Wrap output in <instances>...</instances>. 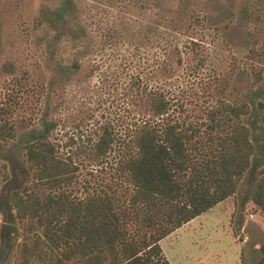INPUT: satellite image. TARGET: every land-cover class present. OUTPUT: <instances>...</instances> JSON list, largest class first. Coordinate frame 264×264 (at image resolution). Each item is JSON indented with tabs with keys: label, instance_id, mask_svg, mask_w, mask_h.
Returning <instances> with one entry per match:
<instances>
[{
	"label": "rangeland",
	"instance_id": "374dc122",
	"mask_svg": "<svg viewBox=\"0 0 264 264\" xmlns=\"http://www.w3.org/2000/svg\"><path fill=\"white\" fill-rule=\"evenodd\" d=\"M174 29L177 54L166 55L164 34ZM137 79H166L177 119L198 136L213 107L248 102L255 152L236 192L160 244L171 264H261L264 205L254 194L264 178V0H0V122L14 126L0 135V264L109 261L100 253L66 258L70 246L54 247L38 217L16 216L14 193L44 201L65 192L76 202L108 194L127 236L150 231L130 205L133 186L120 166L147 113ZM52 123L49 139L78 167L56 188L36 180L26 152ZM104 125L116 139L98 159L93 143Z\"/></svg>",
	"mask_w": 264,
	"mask_h": 264
},
{
	"label": "trees",
	"instance_id": "16d2710c",
	"mask_svg": "<svg viewBox=\"0 0 264 264\" xmlns=\"http://www.w3.org/2000/svg\"><path fill=\"white\" fill-rule=\"evenodd\" d=\"M164 38L166 55L177 54V30H167ZM160 65L168 71L167 61ZM134 84L147 113L133 135L134 150L120 159V166L133 186L130 205L139 208L141 225L150 231L127 236L122 215L108 194L78 202L65 192L44 201L27 192L11 197L19 219L38 217L54 247L70 246L63 253L66 258L74 252L83 257L100 253L108 256L106 264H171L160 241L232 196L251 165L255 146L247 123L252 117L247 101L213 107L206 135L198 136L196 126L177 119V103L172 102L166 79L156 83L137 79ZM258 111L264 123V102H259ZM54 125L26 146L36 180L49 182L51 188L70 182L78 168L72 157L60 156L49 139L47 133ZM13 128L9 121H1L0 135L10 136ZM115 139L112 128L104 125L93 143L94 157H105ZM254 201L263 207L264 178L257 184ZM260 262L264 264V255Z\"/></svg>",
	"mask_w": 264,
	"mask_h": 264
}]
</instances>
